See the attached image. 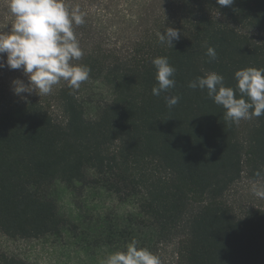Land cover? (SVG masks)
Instances as JSON below:
<instances>
[{
  "label": "trees",
  "instance_id": "obj_1",
  "mask_svg": "<svg viewBox=\"0 0 264 264\" xmlns=\"http://www.w3.org/2000/svg\"><path fill=\"white\" fill-rule=\"evenodd\" d=\"M64 2L86 14L74 27L84 55L73 63L89 66L90 77L78 90L61 80L48 95L18 96L12 82L28 77L0 68V231L67 234L109 254L135 239L159 255L176 240L177 264H264V207L237 214L226 198L241 178L264 177V116L241 137L206 90L188 87L215 72L235 88L237 70L264 68V38L253 36L264 33V0ZM13 22L0 0V31ZM168 27L181 34L173 47L157 36ZM159 56L175 67L176 85L156 97ZM169 95L181 97L172 109ZM59 184L72 196L100 189L124 210L75 221L59 206ZM0 264L30 263L0 251Z\"/></svg>",
  "mask_w": 264,
  "mask_h": 264
},
{
  "label": "clouds",
  "instance_id": "obj_2",
  "mask_svg": "<svg viewBox=\"0 0 264 264\" xmlns=\"http://www.w3.org/2000/svg\"><path fill=\"white\" fill-rule=\"evenodd\" d=\"M226 7L234 0H216ZM8 8L14 17L10 31H0V68L22 70L28 77V84L16 79L13 83L15 95L39 92L48 95L61 80L69 88L78 90L90 77L91 69L79 61L83 49L74 31L75 26L85 24V13L79 7L69 8L64 0H8ZM178 29L168 27L164 34L157 33L159 42L173 47L179 41ZM6 54V61H5ZM206 55L217 59L214 47H207ZM152 64L156 69L157 85L152 95L159 97L176 85V69L166 56L155 57ZM235 88L225 86L224 77L215 72H207L188 83L191 89L206 90L207 96L225 109L224 119L238 125L241 120L253 116H264V68H246L234 73ZM26 98V97H25ZM178 95L165 97L166 106L174 108L180 102ZM260 176V171L255 173ZM254 195L264 199V185L254 186ZM102 264H162L158 254L139 246L133 239L121 251L108 254Z\"/></svg>",
  "mask_w": 264,
  "mask_h": 264
},
{
  "label": "rangeland",
  "instance_id": "obj_3",
  "mask_svg": "<svg viewBox=\"0 0 264 264\" xmlns=\"http://www.w3.org/2000/svg\"><path fill=\"white\" fill-rule=\"evenodd\" d=\"M159 1L155 7H159ZM254 38H264V33H253ZM253 122L251 119L241 120L238 129L241 137ZM264 185V177L251 180L241 178L227 194V201L233 210L240 214L250 207H264V199L256 197L252 191L254 186ZM59 192V206L61 210L82 219L95 218L98 214L108 211L120 212L124 206L119 204L114 196L97 188H89L76 196L62 185L57 186ZM76 221V218H75ZM176 240L159 246L158 253L162 264H177ZM0 251L27 260L30 264H102L109 254L104 248L91 247L85 250L76 244L73 237L64 234L60 239L52 237L42 238H9L0 231Z\"/></svg>",
  "mask_w": 264,
  "mask_h": 264
}]
</instances>
